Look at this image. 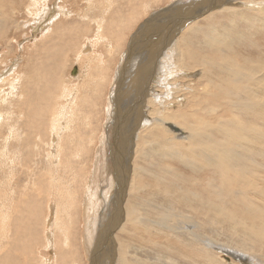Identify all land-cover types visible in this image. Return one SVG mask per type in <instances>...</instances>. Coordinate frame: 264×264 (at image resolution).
<instances>
[{
  "label": "bare ground",
  "instance_id": "bare-ground-1",
  "mask_svg": "<svg viewBox=\"0 0 264 264\" xmlns=\"http://www.w3.org/2000/svg\"><path fill=\"white\" fill-rule=\"evenodd\" d=\"M66 1L70 2L0 0V54L11 47L14 32L22 26L18 19L22 11L30 10L38 18L27 34L33 38L40 34L27 58L18 56L12 66L0 68V239L4 249L0 264L78 260L75 251L64 244L65 248L56 250L53 244V228L63 224L56 197L65 178L74 194L81 184L85 186L77 213L85 227L80 241L90 264H98L97 258L99 264H264V205H260L264 204V0H217L219 6L212 9L211 0H165L162 8L156 7L164 0H121L114 12L119 9L126 14L124 28L132 31L126 44L134 43L129 50L125 45L120 54L118 35L110 31L114 22L106 21L104 15L113 0H86L94 12L87 14L84 6L71 7L81 0H72L69 7L63 5ZM151 8L155 10L148 13ZM75 17L78 21L69 22ZM121 17L115 19L121 21ZM79 41L83 43L77 44L80 48L75 52ZM72 48L78 64L74 79L67 73L64 77L66 53ZM114 49L119 62L105 108L108 134L99 137L95 159L106 158L113 177L107 185L111 188L115 180L117 187L109 201L102 190L92 194L99 203L100 196L107 201L100 209L89 201L86 181L81 179L84 168L70 164L86 159L88 147L95 146L89 136L79 138L84 131L78 133L73 124L85 111L84 120L90 116L92 121L99 99L102 108L106 92L102 81L109 80ZM163 49L167 50L164 60L159 57ZM88 52H92L91 62ZM152 60L162 67L159 76L164 82L151 85L149 97L142 99L141 87L148 77H139L143 85L124 94L121 88L130 77L135 78L144 64L149 68ZM86 76L94 85L80 92V84L88 82ZM124 131L138 143L133 163L127 167L128 182L121 169L133 147L123 141ZM65 167L74 171V177ZM93 210L100 214L101 228L106 226V235L99 231L98 237L107 238L114 260L110 254L105 257L103 242L94 243L95 235L90 236ZM139 230L143 234H134ZM121 232L135 235L146 245L136 249L118 243ZM40 236L49 241L50 254H39L38 260L34 243ZM144 246L151 247L153 256L142 254Z\"/></svg>",
  "mask_w": 264,
  "mask_h": 264
},
{
  "label": "rangeland",
  "instance_id": "rangeland-1",
  "mask_svg": "<svg viewBox=\"0 0 264 264\" xmlns=\"http://www.w3.org/2000/svg\"><path fill=\"white\" fill-rule=\"evenodd\" d=\"M55 0H52V2L51 3H53ZM72 0H70V2H68V1H66L65 3H63V5H66V7H69L68 6V4L69 5H71V2ZM98 1H101V2H103L104 3V1L105 0H98ZM108 1H111V0H108ZM114 1V2H113ZM113 1H111V2H113V4L112 3H110V2H108L107 4H112V8L111 7H109L108 8V12L107 13H105L104 15H105V20L106 21H109V23H113V26H112V30H110V31H113V30H115V31H113V32H115L116 33V35H118V36H116L117 37V39L119 40V43L120 44H118V45H120L121 46V44H124V45H122V47H121V49H119L120 48V46L117 48L118 49V52H119V54L121 53V50L122 51H124V47H126L125 45H129V44H126V42H127V40H128V36H129V34L132 32L131 30V32L129 31V28H124V25H125V23L124 22H126L125 20L127 19L126 18V14L125 13H123V11L122 10H117L119 13H117V12H114L115 11V9H117L118 8V5H119V3L121 2L122 3V1L121 0H117V2H115V0H113ZM120 1V2H119ZM126 2V1H129V0H123V2ZM85 2V3H84ZM96 2V1H95ZM81 3V4H80ZM83 3V4H82ZM97 3V2H96ZM116 3V5H114ZM77 4H78V6H77ZM76 5H71V7H78V8H81L80 6H84V8L83 9H87V12H86V14L88 13V12H90L91 11V9H89V7H91V6H87V5H85V4H87V1L86 0H81V2H78ZM160 5H159V7H156V8H162L164 5H165V0H164V2L163 3H159ZM167 4V3H166ZM27 5V4H26ZM52 6V5H51ZM50 6V7H51ZM76 8H72V9H76ZM51 9H53L52 7H51ZM110 9V10H109ZM151 9H153V10H151ZM151 9H148V10H146V11H149L148 13H152L155 9L154 8H151ZM24 10V9H23ZM86 11V10H85ZM93 11V10H92ZM91 11V12H92ZM109 11H111V13L109 12ZM84 12V11H83ZM92 13H94V12H92ZM92 13H89L88 14V16H90ZM108 13H110V14H108ZM113 13V14H112ZM38 14V13H37ZM47 14H50V12H48ZM52 14V13H51ZM29 15V16H28ZM110 16V17H108V16ZM113 15V16H112ZM115 15V16H114ZM19 16H20V18H18L20 21H21V24H22V26L19 28V30H17V31H15L14 32V34H15V36L12 38L13 40H12V43H11V47L9 48V49H5V50H7V51H4V53L3 54H0V60L3 58V60L4 61H0L1 63H0V68L1 69H3L4 67V69L3 70H5L6 69V66L8 65H10L11 64V66H12V62H16V60L18 59V56H20V57H23V56H26L25 58H27L28 56H29V54L32 52V50L35 48V44H37L39 41H37L36 42V40H38V39H36L37 37H39V33H37V34H39V35H37V37H35V38H33V36L34 35H32V33H30V35L29 34H27V32H28V29H29V26L30 25H32L33 23H36V22H34L35 21V19L37 18L36 16V14L35 13H32L30 10L29 11H26V10H24V11H22V13H20L19 14ZM51 16V15H50ZM122 16V17H121ZM120 17L122 18L121 19V21H117L116 19H118V20H120ZM124 17V18H123ZM49 18H51V17H49ZM116 18V19H115ZM38 19V18H37ZM115 19V20H114ZM72 21H78V19L75 17V19H73V20H70L69 22H72ZM111 21H113V22H111ZM115 21H117L118 23L120 22H122L121 24L119 23H116ZM23 23H25V24H23ZM123 24V25H122ZM115 25H117V27H115ZM120 26V27H119ZM122 26V27H121ZM116 28H118L117 29V31H116ZM122 28V29H121ZM120 29V30H119ZM123 29H124V31H123ZM118 30H119V32H120V34H118L119 32H118ZM17 32V33H16ZM121 32H123V33H121ZM126 32V33H125ZM127 33H129V34H127ZM33 34H35V33H33ZM122 34H123V36H122ZM24 35H27L26 37H23ZM120 35L123 37H120ZM130 37V36H129ZM139 37V36H138ZM137 37V38H138ZM126 38H127V40H126ZM122 39V40H121ZM29 40V41H28ZM36 42V43H33V42ZM83 42L85 41V38H83V40H82ZM83 42H77L76 44H75V46H77V48L76 47H74L75 49H77V50H75V52H77L78 51V49L80 48V46L79 45H77L78 43H80V44H82ZM19 43V44H18ZM34 45H32V44ZM128 43V42H127ZM26 45V46H25ZM28 46V47H27ZM22 47H23V49H22ZM29 48V49H28ZM33 48V49H32ZM74 48H72L73 49V52H72V49L69 51V52H67L66 54H67V60H66V62H65V64H66V67H65V72H64V77H66L67 76V74L69 75V76H71L72 75V77H71V79L75 76V75H77V73H75V74H71V71H72V69L74 68V66H78V64H76V63H74V61H75V56H74V54H75V52H74ZM100 48L102 49V50H105L104 48H103V46L100 44ZM13 51V52H12ZM115 51H116V49H114V60H113V62L111 63V61H110V63H111V65L109 64V69L111 70H108L109 71V74H110V76H108L109 74L107 73L106 75L108 76V81L107 82H105V80L104 81H102V83L103 84H105L104 86H103V84H102V88H103V90L104 91H106V92H103V95H102V102H104V104H101L102 105V108L100 109V99L98 100V103H99V106L97 107L98 109H97V111H96V113H95V116H92V121L90 120V116L86 119V120H84V116H85V114H86V111H85V113L84 114H82L83 112H79V115L81 116H78L77 115V117H79V118H81V119H77V121L73 124V127H74V130H75V126L74 125H76V131L79 133L80 132V130H81V132L82 131H84V132H82L81 134H79V138H82L83 137V139H86L87 140V138H92V140H93V145L95 144V146H93L92 148H91V146H89L88 147V152H87V154H86V159H82V160H80V161H78V162H75V161H70V164H72V162L73 163H79L80 164V166L81 167H83L84 168V175L81 177V179L83 178V181H84V183H85V181H86V190L88 191V196H89V201L91 202V203H94V204H98V207L100 206V209L102 208L103 209V207H105V206H107V201H105V199L104 198H102L101 196L99 197V198H101L102 199V202L101 203H99L98 202V199L96 198V195H94L93 197H92V194H94L95 192H96V194H97V191H101L102 190V194L104 193L105 194V196H106V198H107V200L109 201L110 200V198H112L113 197V194L115 193V189H116V187H117V184H116V181L114 180V185L112 184V182H111V185H112V187L111 188H109L108 187V183L112 180V179H110V178H113L112 177V175H111V170H110V167L108 166V164H106L107 163V160H106V158L105 157H103V158H99V159H95V156L96 155H99V149H98V145H99V137L100 138H102V139H104V137L108 134V131H107V133H106V131H105V126H108L107 125V123H106V120H107V112H106V110H105V108H106V105H107V97L109 96V92H110V87H111V85L110 84H112V78H113V76H114V71H116V65H117V63L119 62V55H118V52H117V54L115 53ZM162 51V50H161ZM166 51V52H165ZM85 52V51H84ZM1 53V52H0ZM29 53V54H28ZM91 54H92V52H90ZM89 52H88V54H90ZM4 54H6L5 56H4ZM8 54V55H7ZM19 54V55H18ZM77 54V53H76ZM75 54V55H76ZM87 54V55H88ZM91 54H90V56H91ZM117 55V56H116ZM167 55V50L166 49H163V51L161 52V54L159 55V57L161 58V59H165V56ZM12 56V57H11ZM5 57V58H4ZM87 57L88 56H83V58L82 59H87ZM116 57V58H115ZM9 58V59H8ZM75 58V59H74ZM118 58V59H117ZM89 59V58H88ZM91 59H92V56L90 57V62H91ZM117 60V61H116ZM161 61V60H160ZM160 61L158 60V63L160 64ZM5 62H6V64H5ZM89 62V63H90ZM74 63V64H73ZM155 63H156V61L154 60H152V62H151V64H149L148 66H149V68L147 67V65L146 64H144V66L143 67H139V69H138V71H139V73L140 74H138V71H136L137 72V75L135 74V78H133L132 76V78L130 77V75L128 76V77H130V79L131 80H129L128 81V84L126 83L125 84V86L123 87V88H121V89H124V94H127V90H129V89H131L130 90V93H133V90L135 91V89H137L138 87H140V86H142L143 85V83L141 82V80L138 82V80L137 79H139V77H145V76H147L148 78H144L145 79V82H144V84H146L147 82V79H150L149 81H148V91H147V95L145 96V98L147 99L149 96H148V93H149V87L151 86V85H153V86H157L158 84H160L161 82L163 83L164 82V80L162 79V77H160L161 76V71H162V67H158V65H156L157 66V70H156V67H155ZM4 65V66H3ZM146 65V66H145ZM151 65V66H150ZM162 66H163V64H161ZM10 66V67H11ZM91 66L92 65H90V68H89V70H91ZM133 66V65H132ZM135 67V66H134ZM112 68V69H111ZM133 68V67H132ZM131 68V69H132ZM161 68V69H160ZM115 69V70H114ZM128 69H129V67H128ZM127 69V70H128ZM142 69V70H141ZM160 69V70H159ZM88 70V71H89ZM113 70V71H112ZM159 70V71H158ZM143 71V72H142ZM153 71V72H152ZM70 72V73H69ZM77 72V71H76ZM146 72V73H145ZM151 72V78H149L150 77V73ZM157 72V73H156ZM159 72V73H158ZM7 73H9V72H7ZM65 73H67V74H65ZM142 73H144V74H142ZM141 74H142V76H141ZM146 74V75H145ZM149 74V75H148ZM140 75V76H139ZM160 75V76H159ZM112 76V77H111ZM156 76V77H155ZM157 76H159V78H161V79H158V77ZM155 78L157 79V81L155 80ZM74 79V78H73ZM88 80V82H86L87 80ZM86 79L84 78V83L86 82V83H88V84H84L83 86L80 84V88H81V91L80 92H83V90L84 91H86V90H90V88L94 85V83H93V81H91L90 79H88V77L86 76ZM117 79L118 78H115L114 79V81L115 82H118L117 81ZM134 79V81L132 82V80ZM162 80V81H161ZM82 81V82H83ZM90 84V85H89ZM92 84V85H91ZM133 84V85H132ZM129 85V86H128ZM139 85V86H138ZM87 86V87H86ZM91 86V87H90ZM83 87V88H82ZM87 89H86V88ZM90 87V88H89ZM105 87V88H104ZM119 87H120V85H117V83H116V89H117V95H118V91H120L119 90ZM144 87H145V85H143L141 88H143L144 89ZM144 91V90H143ZM143 94H144V92H143ZM107 95V96H106ZM131 95V94H130ZM13 96H10V98H12ZM105 97V98H104ZM145 102V101H144ZM142 111H143V109L145 110V106L143 105L142 106ZM87 110V109H86ZM87 112H88V110H87ZM81 113V114H80ZM83 115V116H82ZM88 115H90V113L88 112ZM93 117H95V118H93ZM95 119H96V121H95ZM94 120V121H93ZM85 121H88V126H89V128H86V122ZM91 121V122H90ZM95 122V123H94ZM78 125V126H77ZM81 125V126H80ZM93 125H95V126H93ZM80 127V128H79ZM78 129V130H77ZM80 129V130H79ZM123 130V129H122ZM91 131V132H90ZM94 132V133H93ZM90 134H92V136L90 135ZM124 135H123V137L125 138V140H124V138H122L123 139V141H125V143H127L128 142V146H132L133 147V149H130L128 152H127V154H126V156H129V158L130 159H127V158H125V164H124V169H121V172H122V175H124L125 174V178H126V182H128V177H129V175L127 174L128 173V171H127V167H128V165H130L131 166V164L133 163V156H134V151L133 150H135V148L137 147L138 148V143H137V141H136V137L134 136V137H132L131 135H129L127 132L125 133V131H124V133H123ZM89 136V137H88ZM86 137V138H85ZM133 138V139H132ZM127 139V140H126ZM132 139V140H131ZM115 141V139L113 140V138H112V142H114ZM127 141V142H126ZM136 141V142H135ZM133 142V143H132ZM130 143H132V144H130ZM136 145V146H135ZM94 148V149H93ZM106 150H107V152H108V149L106 148ZM95 152V153H94ZM131 154V155H130ZM101 156H102V153H101ZM130 160V161H129ZM132 160V161H131ZM83 162V163H82ZM138 165H141L142 163H143V161L141 160V159H139L138 161ZM83 164H84V166H83ZM65 165H67V163L65 164ZM107 169V170H106ZM64 171H66L67 173H68V175L70 176V177H74V175H75V173H74V171L73 170H69V169H67L66 167L64 168ZM62 172L63 171H60L59 172V174L61 175L62 174ZM178 172V171H177ZM93 177V178H95V179H89V178H86V177ZM2 178V176H1V174H0V193L3 191V184H2V182H3V179H1ZM72 179L73 178H70V180L72 181ZM77 180H80L79 179V177H77L76 178ZM65 180V183L63 184V189H62V193H60L59 194V197H56V200H57V208H58V210H57V214L59 215V218L63 221V224L62 225H60V226H62V229H61V227L59 226H57V227H54L53 229H54V231H53V233L52 234H54L53 236V238H54V240H53V244L55 243V249L57 250V248L58 249H60V250H62L63 248H65L66 247V249H69V250H71V251H75V253H77V255L79 256L78 257V260H76L75 258H67L66 259V261L65 260H63V259H61L60 261H59V264H90V263H92V260H91V258H90V260L91 261H89V257L87 258V256H86V254H85V250H84V248H83V243L81 244V241H80V236L82 235V237H83V234L85 233V227H84V225H83V227H82V222H81V216H78L79 214H80V211H79V209H80V205H81V196H82V193H83V190H84V187L85 186H83L80 182H79V185H80V187L81 188H79V190H78V193L77 194H74L73 192H71L72 191V189H73V185H72V187H71V185L70 186H68L69 184H68V182H67V178H65L64 179ZM100 181V182H99ZM144 181V180H143ZM93 182V183H92ZM99 182V183H98ZM100 183H105L104 185L103 184H101L100 185ZM99 184V185H98ZM87 185L89 186V187H91V188H89V187H87ZM67 187V188H66ZM71 187V188H70ZM100 187L102 188L103 187V189H100ZM104 187H107V188H104ZM93 190V191H92ZM68 192H70V193H68ZM108 192L111 194V197H109V195H108ZM123 192V191H122ZM72 194H74L73 196H72ZM71 195V196H70ZM70 196V197H69ZM68 198H72L73 200H71V199H68ZM104 199V200H103ZM121 200H123V199H121ZM55 201V200H54ZM73 201V202H72ZM92 201H94V202H92ZM70 202V204H68ZM54 203V202H53ZM55 204V203H54ZM103 204V205H102ZM66 205V206H65ZM69 205H70V208H69ZM260 205H264V204H260ZM55 206V205H54ZM72 207H73V209H72ZM108 207H110V206H108ZM5 210H6V208H5ZM42 210H44V212H45V209H42ZM70 210V211H69ZM77 210V211H76ZM60 211V212H59ZM76 213H75V212ZM79 211V212H78ZM12 212H13V210L12 209H10V213H9V215L11 216V214H12ZM62 212V213H61ZM79 214H78V213ZM76 215H75V214ZM50 214H51V212H50ZM71 214H72V216H71ZM74 214V215H73ZM47 215H49V213L47 214ZM74 216V217H73ZM89 216V215H88ZM87 216V217H88ZM95 217V219H93V222L91 221V224H90V226L91 227H93L92 229V233L90 232V236L93 234V235H95V237H96V240H95V242L94 243H96V242H98V244H99V242H103V245H104V247H105V250H106V248L109 246V244H108V241H107V238H101V237H98V232L100 231V232H102L103 234H105L106 235V233H105V230H106V226H104V227H102L101 228V225H100V214H99V212L98 211H96V210H93L92 212H91V214H90V216H89V218H92V217ZM70 217V218H69ZM87 217L85 218V220H84V222H86L87 220ZM68 218V219H67ZM75 218V219H74ZM64 219H66V220H64ZM77 219V220H76ZM80 219V220H79ZM77 222H76V221ZM96 221V223H94ZM98 221V222H97ZM76 222V223H75ZM71 223H73V224H71ZM67 224V225H66ZM75 224V225H74ZM81 224V225H80ZM66 225V226H65ZM71 225H72V227H71ZM75 227V228H74ZM64 228V229H63ZM72 228V229H71ZM51 230V229H50ZM71 230H73V233H72V231L70 232ZM80 231V232H79ZM42 233V231H39V233ZM56 232H58V233H56ZM68 232H70V233H68ZM64 233H65V235H64ZM76 233V234H75ZM59 234V235H58ZM60 234H61V236L62 237H60ZM72 234V235H71ZM134 234H143V232H142V230H139V231H137V232H135ZM70 235V236H69ZM129 236H127V234L125 233V232H121V233H119L118 235H117V241H119L118 243H120V242H123V245H127V244H130V245H132V246H134V248H139L141 245H146L145 243H143L142 241H140V240H136L137 238H136V236L135 235H131V234H128ZM58 236H59V238H58ZM66 236V237H65ZM68 236L69 237H71L70 239H71V241H70V239L68 238ZM75 236H77L78 238H76ZM75 237V238H74ZM139 237V236H138ZM24 238V237H23ZM68 238V239H67ZM74 240H73V239ZM40 239V240H39ZM38 239V241H36V243H34L35 244V246H34V249L36 248V252L34 253V256L36 255L37 256V254H38V257L36 258V259H38L39 260V257H40V255L41 256H44V255H46V253H48V254H50L49 252H47V242H49L48 240H47V242H44L43 241V238L40 236V238ZM76 239V240H75ZM121 239V240H120ZM130 239H131V241H130ZM26 240H28V237H27V239ZM106 240V241H105ZM3 241V238L2 239H0V250H1V252H0V254L1 253H3L4 251V249H3V247L1 246V242ZM42 241V242H41ZM57 241L59 242V243H57ZM62 241V242H61ZM67 241V242H66ZM75 241V242H74ZM24 242V241H23ZM66 242V243H65ZM71 242V243H70ZM26 243H27V241H26ZM38 243V244H37ZM63 244H64V246H63ZM69 244V245H68ZM72 244H75V245H72ZM107 246V247H106ZM71 247H72V249H71ZM77 247V248H76ZM98 247V246H97ZM96 247V248H97ZM49 248H52V247H50L49 246ZM73 248H74V250H73ZM93 249V247H90V250H92ZM67 251V250H66ZM38 252V253H37ZM70 252V251H69ZM88 252V250H86V253ZM142 252V254L144 255V256H147V257H151V256H153V251H152V249H151V247H149V246H144L143 247V250L141 251ZM40 254V255H39ZM80 254V255H79ZM110 253H109V248H107V253L105 254V257L106 256H108ZM110 255H112V253L110 254ZM23 256H26V255H20L19 257H23ZM54 256H55V254H54ZM105 257H103L102 258V261L105 259ZM111 257H113V259H111V260H114V256L112 255ZM107 258V257H106ZM69 259V260H68ZM97 260V262H98V264H99V262H100V260L101 259H99V258H97L96 259ZM106 260V259H105ZM68 262V263H67ZM103 262H105V261H103ZM38 264H42L41 263V261H38ZM244 264V263H243Z\"/></svg>",
  "mask_w": 264,
  "mask_h": 264
},
{
  "label": "water",
  "instance_id": "water-1",
  "mask_svg": "<svg viewBox=\"0 0 264 264\" xmlns=\"http://www.w3.org/2000/svg\"><path fill=\"white\" fill-rule=\"evenodd\" d=\"M216 1L217 0H211V2H210V8L212 9L213 7H218L219 5V3H216ZM208 4V3H207ZM209 5V4H208ZM207 5V6H208ZM133 43L134 42H130L129 44L130 45H128V50H129V48L130 47H132V45H133ZM159 48V45H157V49ZM158 52H160L159 50H157ZM156 51V52H157ZM156 66V65H155ZM76 71H77V69L76 68H73L72 69V71H71V74H75L76 73ZM153 72V71H152ZM124 77V76H123ZM152 76H151V72H150V77L149 78H151ZM117 78H120V76L119 77H117ZM123 79V78H122ZM118 80V79H117ZM124 80V79H123ZM150 79H147V83H146V85H145V87H144V95L142 96L143 98L142 99H144V97L147 95V91H148V81H149ZM143 101V100H142Z\"/></svg>",
  "mask_w": 264,
  "mask_h": 264
}]
</instances>
